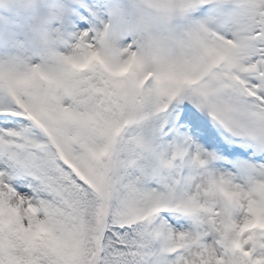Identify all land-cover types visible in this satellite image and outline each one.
<instances>
[{
    "label": "snow or ice",
    "instance_id": "snow-or-ice-1",
    "mask_svg": "<svg viewBox=\"0 0 264 264\" xmlns=\"http://www.w3.org/2000/svg\"><path fill=\"white\" fill-rule=\"evenodd\" d=\"M0 264H264V0H0Z\"/></svg>",
    "mask_w": 264,
    "mask_h": 264
},
{
    "label": "rangeland",
    "instance_id": "rangeland-1",
    "mask_svg": "<svg viewBox=\"0 0 264 264\" xmlns=\"http://www.w3.org/2000/svg\"><path fill=\"white\" fill-rule=\"evenodd\" d=\"M0 17L9 19H18V8L15 4L0 6Z\"/></svg>",
    "mask_w": 264,
    "mask_h": 264
}]
</instances>
